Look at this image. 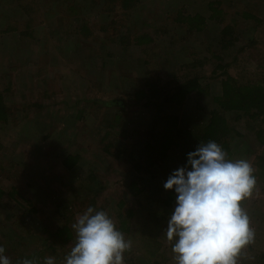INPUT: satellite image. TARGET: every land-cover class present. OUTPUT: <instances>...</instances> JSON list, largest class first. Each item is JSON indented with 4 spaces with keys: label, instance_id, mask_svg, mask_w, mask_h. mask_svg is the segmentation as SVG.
I'll list each match as a JSON object with an SVG mask.
<instances>
[{
    "label": "rangeland",
    "instance_id": "374dc122",
    "mask_svg": "<svg viewBox=\"0 0 264 264\" xmlns=\"http://www.w3.org/2000/svg\"><path fill=\"white\" fill-rule=\"evenodd\" d=\"M122 1L0 0V94L11 113L8 122H0V186L19 192L0 204V245L11 264H44L46 257L65 264L75 229V238L53 251L44 228L54 224L53 214L72 225L90 206L105 210L118 229L119 213L135 208L131 232L121 231L132 245L123 254L124 264H176L174 241L166 235L174 208H165L170 214L163 227L150 220L151 211L163 204L157 202L165 197L164 183L198 143L215 107L213 98L222 93V80L231 75L240 82L264 81V22L258 25L239 12L252 10L264 21V0H218L227 22L238 20L239 37L228 47L214 39L222 26H209L207 35H186L172 17L181 7L209 15L212 0H176L175 6L174 0H130L128 6ZM146 32L161 52V77L198 76L206 94L193 92L182 104L168 105L146 106L145 98H137L149 75L147 55L136 42ZM90 97L125 100L115 127L108 125L115 110H95ZM76 106L90 107L84 120L70 118ZM169 113L179 117L184 134L154 174H140L133 164L148 130L156 116ZM225 115L235 129L226 159L247 160L256 178L241 202L254 238L236 264H264V143L258 138L259 130L264 138V120ZM76 154L77 163L67 167L65 159ZM134 180L148 189L136 198L129 190ZM150 200L154 206L148 210Z\"/></svg>",
    "mask_w": 264,
    "mask_h": 264
},
{
    "label": "clouds",
    "instance_id": "9594fccd",
    "mask_svg": "<svg viewBox=\"0 0 264 264\" xmlns=\"http://www.w3.org/2000/svg\"><path fill=\"white\" fill-rule=\"evenodd\" d=\"M226 155L221 145L209 140L187 153L186 164L173 170L164 183L166 190L177 194L166 232L174 241L176 264H236L241 249L254 238L241 206L255 187L254 169L247 160L233 161ZM73 228L76 242L65 264H124L131 241L105 210L88 207ZM4 253L0 245V264H11ZM44 264L55 260L46 257Z\"/></svg>",
    "mask_w": 264,
    "mask_h": 264
},
{
    "label": "trees",
    "instance_id": "16d2710c",
    "mask_svg": "<svg viewBox=\"0 0 264 264\" xmlns=\"http://www.w3.org/2000/svg\"><path fill=\"white\" fill-rule=\"evenodd\" d=\"M130 0H123L122 4L125 6L129 5ZM176 0L173 1L174 5ZM210 14H203L197 12L195 14L186 13L184 7L178 9L177 13L172 16L174 20L178 23L179 29H182L186 35L189 34H203L207 35L208 27L214 25L213 28L221 27L220 34L214 39L220 40L223 47L233 46L235 40L239 37L237 32L238 20L230 18V22H227L225 13L220 7V1L212 0L209 3ZM240 14L245 19H252L256 24L263 23V19L255 14L252 10L241 8L239 10ZM170 17V16H168ZM256 25V26H258ZM216 26V27H215ZM87 30L86 27H83ZM90 30H87V32ZM154 41V37L150 33H143L138 35L137 43L143 46L144 52L147 55L146 64L149 75L145 81V88L137 91V98H145L144 104L150 106L152 104L161 103L162 105L168 104H182L185 99L193 92L198 94H206V88L202 87L198 76L192 77L189 74H174L171 78L164 80L161 77L160 71L163 69V62L160 60L161 52L158 51V47L152 46L150 43ZM217 59L221 60V56L217 55ZM201 63V60L198 61ZM218 67L223 68L224 65H219ZM158 71V72H157ZM225 72V70H224ZM97 96V95H96ZM214 109L210 112V117L207 123L200 129L195 141L198 143L196 146L189 148L184 154V165L187 162V153L194 151L201 144L208 142L209 140L217 142L223 147L228 156L231 155L229 147V137L235 133L234 127L229 123L225 112H236V118L248 117L252 121H258L259 119L264 120V81L262 82H240L231 75H227L226 78L222 80V93L220 95L214 96ZM93 108L107 107L115 110L113 118L110 119L108 125L110 127H115L121 119V114L124 111L126 105L123 99H102L90 97L87 99ZM77 104V102L75 103ZM78 105V104H77ZM75 114L69 115L73 120H84L86 111L90 110V107L82 106L81 108L75 107ZM10 108L5 104L2 95L0 94V122L9 121ZM112 121V122H111ZM180 119L177 115L166 114L162 116H156L148 130V139L146 141L145 147L141 150V157L138 162L133 164L134 169L140 174H154L155 170L158 168V163L163 162V159L169 154L172 148L178 144L180 136L184 133L180 129ZM109 131L106 132V136ZM263 130H259L258 138L262 143H264V138L262 136ZM194 145V144H193ZM80 156L69 155L65 159L67 167H73L77 163ZM264 165V159H262ZM190 168V166H189ZM129 190L132 195L136 198L138 194L144 190H148L145 186H140L139 181H132L129 185ZM165 197H160L158 202L162 206L159 209L152 210L150 220L153 226L163 227L166 217L169 213L165 208L168 207L175 208L176 206V193L174 190H166ZM150 192V191H149ZM19 193L16 189H12L6 192L0 186V204L3 197L6 195H14ZM138 202V201H137ZM140 202V198H139ZM150 204L148 210L151 206H154L149 201ZM124 201L119 202V206H123ZM147 209V207H146ZM34 211L38 212L36 208ZM170 214V213H169ZM136 215V210L133 207L127 209L126 213L120 212L118 215L119 219V230L124 232H131V221L134 220ZM52 218L55 221L51 227L44 228L47 232V246L49 249L55 251L58 247H63L70 240L75 238L73 223L69 221V218L62 219L56 214H53ZM141 250V249H140Z\"/></svg>",
    "mask_w": 264,
    "mask_h": 264
}]
</instances>
